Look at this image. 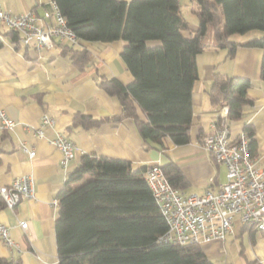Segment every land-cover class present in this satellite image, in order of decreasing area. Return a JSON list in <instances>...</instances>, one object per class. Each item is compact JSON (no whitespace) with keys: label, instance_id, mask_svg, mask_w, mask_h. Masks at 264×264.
I'll list each match as a JSON object with an SVG mask.
<instances>
[{"label":"trees","instance_id":"trees-1","mask_svg":"<svg viewBox=\"0 0 264 264\" xmlns=\"http://www.w3.org/2000/svg\"><path fill=\"white\" fill-rule=\"evenodd\" d=\"M51 1L78 41H124L120 58L133 76L127 85L115 78L98 82L106 94L118 99L120 115L95 119L75 113L70 128L90 129L130 118L145 150H164L167 140L188 144L191 93L198 78L195 58L209 48L227 49L229 57L239 45L261 49L260 78L264 80V0H190L198 6L195 30L181 14L179 0ZM50 10L49 4L46 11ZM251 30L261 31L262 36L242 44L231 39ZM6 34L19 45L16 32ZM64 52L79 70L88 64L87 50L64 46ZM250 87L246 78L214 72L207 91L210 104L226 105L229 123L242 120L244 108L252 106L247 97ZM243 132L253 154V129L245 124ZM148 168L96 154L81 156L56 196L57 264H214L199 244L159 240L167 224L145 180ZM161 168L172 187L187 184L174 162ZM4 206L0 197V209ZM260 232L264 235V230ZM240 254L244 264H260ZM0 264L20 263L0 258Z\"/></svg>","mask_w":264,"mask_h":264},{"label":"crops","instance_id":"crops-1","mask_svg":"<svg viewBox=\"0 0 264 264\" xmlns=\"http://www.w3.org/2000/svg\"><path fill=\"white\" fill-rule=\"evenodd\" d=\"M129 1V0H126ZM189 3L191 2L188 0ZM51 0H0V8L10 12H33L42 16ZM183 0H179L181 14L189 28H197L196 9L189 20L183 12ZM193 4V3H190ZM193 9H194V5ZM0 35V109L16 122L11 130L0 132V186L10 185L21 176H29L33 183V196L22 200L15 208L0 209V225L8 227L15 246L6 247L0 239V258L18 261L20 264H57L54 222L57 193L62 188L67 173L84 154L127 160L134 168L141 165L163 166L174 162L187 180L181 188L185 194H204L216 190L225 182V169L204 151L200 137L210 129V122L221 107L210 104L208 89L213 73L246 78L251 87L247 97L252 106L243 110V118L230 123L232 137L243 132L245 124L253 129L256 150L253 153L257 166H264V80L260 78L263 52L256 47L239 45L233 57L227 49H205L197 54L198 78L191 93L192 119L190 142L175 145L167 140L164 150H145L135 123L130 118L118 122H104L85 129L69 127L75 113L95 119L121 114L118 99L106 94L99 86L101 79L115 78L124 85L133 80L132 74L120 58L124 41H78L75 48L89 53L88 64L79 70L71 63L64 46L55 42L51 49L37 54L20 45L16 46L7 31ZM187 35V33H186ZM262 36L261 31H249L233 35L239 44ZM140 114V113H139ZM43 115L54 122L45 127L42 137L36 136ZM141 115V114H140ZM57 134L64 135L74 144V157L67 168L61 166V152L53 145ZM34 148L30 157L23 149ZM27 221L28 235L19 227V221ZM204 254L214 264H244L241 251L250 260L264 264V235L235 219L233 231L224 240H212L199 244Z\"/></svg>","mask_w":264,"mask_h":264},{"label":"built area","instance_id":"built-area-1","mask_svg":"<svg viewBox=\"0 0 264 264\" xmlns=\"http://www.w3.org/2000/svg\"><path fill=\"white\" fill-rule=\"evenodd\" d=\"M42 16L29 11L12 14L0 8L1 30L16 32L19 45L41 54L51 49L55 42L69 47L78 45V38L67 28L64 17L55 3ZM228 107L222 106L210 122V129L201 139L204 151L225 169L226 180L214 191L204 194H185L174 188L165 177L160 165H151L144 177L152 196L167 224L161 242L178 245L200 244L212 240H224L233 231L235 219L244 226L264 230V166H257L251 154L249 139L244 132L231 136L227 119ZM54 120L46 115L40 119L36 136L42 137L45 127ZM16 122L0 109V132L11 130ZM53 145L61 152V166L67 168L74 157V144L64 135L57 134ZM23 149L30 157L34 148ZM33 183L29 176L14 179L10 185L0 186V197L5 207L15 208L22 200L33 196ZM57 206V200H54ZM19 227L28 235L27 221H19ZM0 239L6 247L15 243L8 227L0 225Z\"/></svg>","mask_w":264,"mask_h":264},{"label":"rangeland","instance_id":"rangeland-1","mask_svg":"<svg viewBox=\"0 0 264 264\" xmlns=\"http://www.w3.org/2000/svg\"><path fill=\"white\" fill-rule=\"evenodd\" d=\"M190 3H193V2H190ZM188 0H183V12L185 13L186 17L189 19V20H192L193 19V14H192V11L193 10H197L198 9V6L196 3H193V4H190ZM194 5V9H193V6ZM251 31H254V30H251ZM259 31V30H257ZM237 36L238 35H241V34H236Z\"/></svg>","mask_w":264,"mask_h":264}]
</instances>
